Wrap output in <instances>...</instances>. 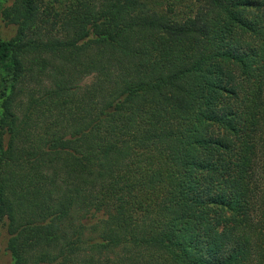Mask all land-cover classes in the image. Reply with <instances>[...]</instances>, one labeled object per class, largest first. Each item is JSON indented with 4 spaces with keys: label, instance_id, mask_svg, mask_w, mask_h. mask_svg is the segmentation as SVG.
Returning a JSON list of instances; mask_svg holds the SVG:
<instances>
[{
    "label": "trees",
    "instance_id": "trees-1",
    "mask_svg": "<svg viewBox=\"0 0 264 264\" xmlns=\"http://www.w3.org/2000/svg\"><path fill=\"white\" fill-rule=\"evenodd\" d=\"M194 1L3 10L13 264H264V0Z\"/></svg>",
    "mask_w": 264,
    "mask_h": 264
},
{
    "label": "rangeland",
    "instance_id": "rangeland-1",
    "mask_svg": "<svg viewBox=\"0 0 264 264\" xmlns=\"http://www.w3.org/2000/svg\"><path fill=\"white\" fill-rule=\"evenodd\" d=\"M149 7V9L158 12L161 15L172 17L176 20H184L193 16L200 5L194 0H141ZM14 0H3L0 3V38L9 41L17 34V26L7 25L3 19V10L10 7ZM88 79L87 82H90ZM4 222L0 223V264H13L12 257L7 250L8 233Z\"/></svg>",
    "mask_w": 264,
    "mask_h": 264
}]
</instances>
